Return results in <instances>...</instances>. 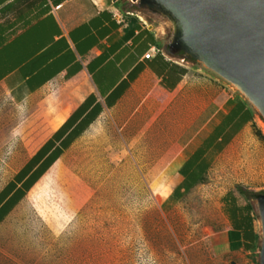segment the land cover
<instances>
[{
  "label": "rangeland",
  "instance_id": "1",
  "mask_svg": "<svg viewBox=\"0 0 264 264\" xmlns=\"http://www.w3.org/2000/svg\"><path fill=\"white\" fill-rule=\"evenodd\" d=\"M138 11L131 12L143 16ZM206 79L198 120L199 110L160 94L158 102L142 95L106 113L3 220L0 264L258 263L260 224L254 200L241 190L264 193L262 120L254 115L209 150L203 145L201 184L175 189L180 184L168 172L181 149L190 154L221 120L212 117V100L244 101L225 82ZM203 118L210 119L204 128ZM56 124L57 94L46 105H18L0 91V189ZM230 198L249 207L259 237L248 254L235 249Z\"/></svg>",
  "mask_w": 264,
  "mask_h": 264
},
{
  "label": "crops",
  "instance_id": "2",
  "mask_svg": "<svg viewBox=\"0 0 264 264\" xmlns=\"http://www.w3.org/2000/svg\"><path fill=\"white\" fill-rule=\"evenodd\" d=\"M127 8L126 0H0V91L18 105L35 99L46 105L57 94V124L1 187L0 216L18 193L26 195L29 181L50 165L37 182L43 178L124 100L145 95L143 101L158 102V94L171 96L179 106L185 103L199 110L196 120L205 110L206 78L219 80L190 61L169 55L162 32L134 13L127 15L132 13ZM150 49L159 52L146 59ZM211 102L212 117L220 113L221 120L190 154L185 156L181 149L172 160L168 172L180 184L175 189L202 183L208 167L204 144L209 150L254 118L245 101H224L219 95ZM69 105L68 112L60 113ZM209 120L202 119L203 128ZM233 225L230 219L235 249L248 254L255 238L245 237L248 230Z\"/></svg>",
  "mask_w": 264,
  "mask_h": 264
},
{
  "label": "water",
  "instance_id": "3",
  "mask_svg": "<svg viewBox=\"0 0 264 264\" xmlns=\"http://www.w3.org/2000/svg\"><path fill=\"white\" fill-rule=\"evenodd\" d=\"M163 23L170 53L232 87L264 123V0H129ZM151 18V19H152ZM169 32V36L166 35ZM171 54V55H172ZM260 224L258 264H264V195L254 200Z\"/></svg>",
  "mask_w": 264,
  "mask_h": 264
},
{
  "label": "trees",
  "instance_id": "4",
  "mask_svg": "<svg viewBox=\"0 0 264 264\" xmlns=\"http://www.w3.org/2000/svg\"><path fill=\"white\" fill-rule=\"evenodd\" d=\"M129 12L131 11H134V10H137L138 7L135 6V5H132L129 3ZM165 51L171 55L172 53H170L169 49L166 47L165 48ZM184 54L182 52H177V53H173L172 56H177L179 58H183L187 61H190V59L188 57H184L183 56ZM61 153H59L58 155H56L52 160H51V163L50 164H53L55 162V160H57L58 156L60 155ZM50 166V165H49ZM48 166V167H49ZM47 167V168H48ZM47 168H44L40 173L37 174V176L32 180V181H29L27 183V185H25L24 187V191L25 192H28L30 190V188L35 184V182H37V180L44 174V172L47 170ZM241 193L246 195L249 199H252V200H255L257 197L261 196V195H264V193L262 192H251V191H243L241 190ZM2 194V192L0 193ZM25 195L24 192H20L17 194V196L13 199V201L10 202V205L7 206L8 209L0 216V222L1 220L8 214V212L17 204V202H19V200ZM229 206V218L231 220H234V229H247L248 230V234L245 235V237L247 238H259L257 235H253L252 233V219L249 215V207H245L244 209H240L238 207H236L234 205V199L230 198L228 199V201H226ZM244 210V211H243ZM243 212H245V214L243 215ZM251 250H254L255 249V246L252 245L249 247ZM255 256H257V253H254ZM256 264L257 261H256Z\"/></svg>",
  "mask_w": 264,
  "mask_h": 264
},
{
  "label": "built area",
  "instance_id": "5",
  "mask_svg": "<svg viewBox=\"0 0 264 264\" xmlns=\"http://www.w3.org/2000/svg\"><path fill=\"white\" fill-rule=\"evenodd\" d=\"M127 15H134L133 13H126ZM153 52H159V50H154V49H150V51H148L146 54H145V58L148 59L150 57V54L153 53Z\"/></svg>",
  "mask_w": 264,
  "mask_h": 264
},
{
  "label": "bare ground",
  "instance_id": "6",
  "mask_svg": "<svg viewBox=\"0 0 264 264\" xmlns=\"http://www.w3.org/2000/svg\"><path fill=\"white\" fill-rule=\"evenodd\" d=\"M137 17L141 20V22L145 23V24H148V22L144 19L143 16L137 14ZM157 33V32H156Z\"/></svg>",
  "mask_w": 264,
  "mask_h": 264
},
{
  "label": "flooded vegetation",
  "instance_id": "7",
  "mask_svg": "<svg viewBox=\"0 0 264 264\" xmlns=\"http://www.w3.org/2000/svg\"><path fill=\"white\" fill-rule=\"evenodd\" d=\"M128 4V6H129V3H127Z\"/></svg>",
  "mask_w": 264,
  "mask_h": 264
},
{
  "label": "clouds",
  "instance_id": "8",
  "mask_svg": "<svg viewBox=\"0 0 264 264\" xmlns=\"http://www.w3.org/2000/svg\"><path fill=\"white\" fill-rule=\"evenodd\" d=\"M133 13V12H132Z\"/></svg>",
  "mask_w": 264,
  "mask_h": 264
}]
</instances>
